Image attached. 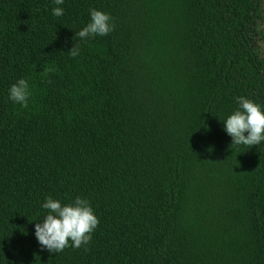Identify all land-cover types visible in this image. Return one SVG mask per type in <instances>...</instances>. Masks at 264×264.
Segmentation results:
<instances>
[{"label":"trees","instance_id":"trees-1","mask_svg":"<svg viewBox=\"0 0 264 264\" xmlns=\"http://www.w3.org/2000/svg\"><path fill=\"white\" fill-rule=\"evenodd\" d=\"M54 7L0 0V264H264V144L221 121L264 105V0ZM93 8L116 28L82 42ZM48 196L90 202V244L41 249Z\"/></svg>","mask_w":264,"mask_h":264},{"label":"clouds","instance_id":"clouds-1","mask_svg":"<svg viewBox=\"0 0 264 264\" xmlns=\"http://www.w3.org/2000/svg\"><path fill=\"white\" fill-rule=\"evenodd\" d=\"M56 7L52 9L55 17L65 14V0H53ZM90 21L76 32L74 38L86 42L91 38L105 37L115 31L113 17L98 9L89 10ZM75 40V39H74ZM72 57L80 54V47L74 44L69 51ZM29 81L18 79L8 90L9 99L25 108L30 97ZM238 107L225 119L221 120L224 131L232 138V145H244L252 148L264 144V105L244 96L236 98ZM247 133V134H246ZM46 210L44 219L35 224V236L42 250L49 253H61L66 248H81L90 244L92 235L99 226L100 220L92 205L86 198L77 196L69 203L51 196L41 204Z\"/></svg>","mask_w":264,"mask_h":264},{"label":"rangeland","instance_id":"rangeland-1","mask_svg":"<svg viewBox=\"0 0 264 264\" xmlns=\"http://www.w3.org/2000/svg\"><path fill=\"white\" fill-rule=\"evenodd\" d=\"M261 46H262V48L264 49V42L262 43V45H261Z\"/></svg>","mask_w":264,"mask_h":264}]
</instances>
